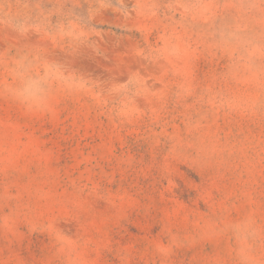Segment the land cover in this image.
Segmentation results:
<instances>
[{
	"label": "rangeland",
	"instance_id": "rangeland-1",
	"mask_svg": "<svg viewBox=\"0 0 264 264\" xmlns=\"http://www.w3.org/2000/svg\"><path fill=\"white\" fill-rule=\"evenodd\" d=\"M0 264H264V0H0Z\"/></svg>",
	"mask_w": 264,
	"mask_h": 264
},
{
	"label": "clouds",
	"instance_id": "clouds-1",
	"mask_svg": "<svg viewBox=\"0 0 264 264\" xmlns=\"http://www.w3.org/2000/svg\"><path fill=\"white\" fill-rule=\"evenodd\" d=\"M20 71L26 72V68L22 67ZM48 78V73L41 76L26 75L22 86L15 92L20 103L29 108L38 107L44 100Z\"/></svg>",
	"mask_w": 264,
	"mask_h": 264
}]
</instances>
